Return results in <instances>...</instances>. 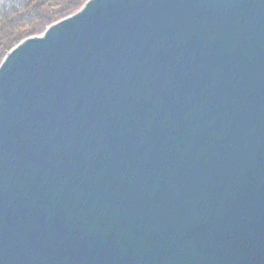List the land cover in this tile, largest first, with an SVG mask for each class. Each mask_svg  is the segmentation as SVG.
<instances>
[{"label": "water", "instance_id": "obj_1", "mask_svg": "<svg viewBox=\"0 0 264 264\" xmlns=\"http://www.w3.org/2000/svg\"><path fill=\"white\" fill-rule=\"evenodd\" d=\"M0 63V264H264V0H87Z\"/></svg>", "mask_w": 264, "mask_h": 264}, {"label": "trees", "instance_id": "obj_2", "mask_svg": "<svg viewBox=\"0 0 264 264\" xmlns=\"http://www.w3.org/2000/svg\"><path fill=\"white\" fill-rule=\"evenodd\" d=\"M87 0H0V63L28 36L79 10Z\"/></svg>", "mask_w": 264, "mask_h": 264}]
</instances>
